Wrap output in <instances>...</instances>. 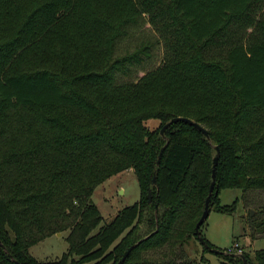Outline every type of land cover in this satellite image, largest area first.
<instances>
[{"label": "trees", "instance_id": "trees-1", "mask_svg": "<svg viewBox=\"0 0 264 264\" xmlns=\"http://www.w3.org/2000/svg\"><path fill=\"white\" fill-rule=\"evenodd\" d=\"M145 22L156 37L119 51ZM157 48L154 66L121 79ZM176 115L208 138L182 120L161 134ZM215 145L210 210L233 212L238 199L219 193L239 188L256 211L249 235L264 234V201L246 197L264 191V0H0V264H116L138 240L122 264H210L194 227ZM127 168L138 200L91 233L102 219L92 192ZM205 220L200 234L214 246ZM63 230L60 257L30 253ZM191 239L199 256L186 249ZM240 253L264 264V247Z\"/></svg>", "mask_w": 264, "mask_h": 264}, {"label": "rangeland", "instance_id": "rangeland-1", "mask_svg": "<svg viewBox=\"0 0 264 264\" xmlns=\"http://www.w3.org/2000/svg\"><path fill=\"white\" fill-rule=\"evenodd\" d=\"M156 37L154 31L150 28L148 23H140L132 25L128 28V33L118 43V50L131 49L137 44L140 39ZM161 56V48L156 49L155 56L152 61L145 62L142 67L134 69L126 75H122L121 79L135 78L141 74L143 70L154 66ZM155 122V119H150L149 123ZM221 202H231L237 198L235 210L231 213H222L211 209L202 227L206 237L214 244V247L221 249L223 252L227 250L230 252H237L236 248L247 250L250 253L254 249L264 247V234L252 238L250 234V223L248 216L256 214L254 207L245 206L244 195L239 188H223L220 193ZM255 196L259 200L264 201V191H255L246 193V197ZM91 198L98 205L102 219L95 226L91 233H94L98 228L108 221L119 208L126 204H130L139 198V186L134 172L127 168L124 169L98 184L91 194ZM261 203V202H260ZM251 206V205H249ZM248 219V221H247ZM149 230L146 221L140 224L141 233ZM68 231L63 230L60 233H53L45 238L37 241L29 247L30 253L39 260H53L61 256L67 250L66 235ZM238 246L235 247L234 243ZM190 255L199 256L201 252V245L191 239L189 245L186 247ZM205 256L208 258L210 264H222L221 255L206 251Z\"/></svg>", "mask_w": 264, "mask_h": 264}, {"label": "water", "instance_id": "water-1", "mask_svg": "<svg viewBox=\"0 0 264 264\" xmlns=\"http://www.w3.org/2000/svg\"><path fill=\"white\" fill-rule=\"evenodd\" d=\"M178 120H182V121H185V122H188L192 125H194L197 129H199L207 138H208V131L207 129L201 125L199 122L189 118V117H186V116H181V115H176V116H172L168 121H166L162 127L160 128V133L163 134L165 128L172 122H175V121H178ZM162 149V148H161ZM215 154L213 155L212 157V166H211V181H210V184H209V189H208V194L205 198V203H204V208H203V211L201 213V215L199 216L198 220L196 221L195 223V227H194V230H195V233L197 234L198 236V239L199 241L201 242V244H203L205 247H207L210 251L212 252H216V253H222L223 251L219 248H216L214 246H210L206 241L205 239L202 237V235L200 234V230H199V227H200V224L207 218L208 214H209V211H210V207H209V199H210V194L212 193L213 191V188H214V185H215V167H216V163H217V160H218V156H219V147L218 145H215ZM160 153H161V150L159 151V154L157 156V159H156V163L159 162V158H160ZM152 181L154 182L155 181V176L152 177ZM147 199H148V202L151 200V189L148 188V191H147ZM57 233H60V232H57ZM140 240L134 242L133 244L129 245L122 253L121 257L119 258V260L117 261L116 264H122L125 257L127 256V254L129 253V251L139 242ZM0 244L3 246V244L1 243L0 241ZM239 255L242 257L243 261L247 263L246 261V258L244 256V254L242 253H239ZM13 262L15 264H21L17 259H14L12 258Z\"/></svg>", "mask_w": 264, "mask_h": 264}, {"label": "built area", "instance_id": "built-area-1", "mask_svg": "<svg viewBox=\"0 0 264 264\" xmlns=\"http://www.w3.org/2000/svg\"><path fill=\"white\" fill-rule=\"evenodd\" d=\"M234 244H235V245H234L235 247L238 246V244H237L236 242H235ZM227 251H228V250H227ZM236 251H237V253H240V252H241V248L237 247V248H236ZM228 252H230V251H228Z\"/></svg>", "mask_w": 264, "mask_h": 264}]
</instances>
